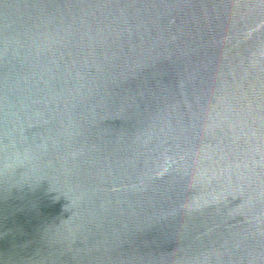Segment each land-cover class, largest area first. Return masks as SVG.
Returning <instances> with one entry per match:
<instances>
[{
  "label": "water",
  "instance_id": "95a60500",
  "mask_svg": "<svg viewBox=\"0 0 264 264\" xmlns=\"http://www.w3.org/2000/svg\"><path fill=\"white\" fill-rule=\"evenodd\" d=\"M0 264H264V0H0Z\"/></svg>",
  "mask_w": 264,
  "mask_h": 264
}]
</instances>
